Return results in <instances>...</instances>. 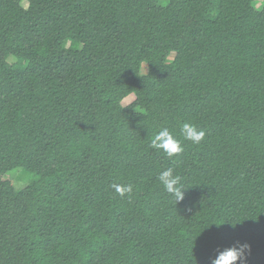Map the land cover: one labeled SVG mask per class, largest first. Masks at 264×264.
Returning a JSON list of instances; mask_svg holds the SVG:
<instances>
[{
  "label": "trees",
  "instance_id": "obj_1",
  "mask_svg": "<svg viewBox=\"0 0 264 264\" xmlns=\"http://www.w3.org/2000/svg\"><path fill=\"white\" fill-rule=\"evenodd\" d=\"M158 2L0 0V264H211L237 242L264 264V3ZM17 168L39 180L16 190Z\"/></svg>",
  "mask_w": 264,
  "mask_h": 264
},
{
  "label": "clouds",
  "instance_id": "obj_2",
  "mask_svg": "<svg viewBox=\"0 0 264 264\" xmlns=\"http://www.w3.org/2000/svg\"><path fill=\"white\" fill-rule=\"evenodd\" d=\"M180 133L183 141H190L195 145H200L206 136V132L192 122H183L180 127ZM182 140L178 139L169 128L164 127L151 138L150 147L162 152L168 159L173 160L178 158L184 151ZM156 179L176 204L184 200L188 187L182 183V177L176 173L174 167H168L160 171ZM111 187L121 197L130 195L133 192L131 184H112ZM227 222H230L232 227H236L238 224V222L234 224L231 220ZM250 253V244L237 242L230 247L218 249L216 256L211 260V264H246Z\"/></svg>",
  "mask_w": 264,
  "mask_h": 264
},
{
  "label": "rangeland",
  "instance_id": "obj_3",
  "mask_svg": "<svg viewBox=\"0 0 264 264\" xmlns=\"http://www.w3.org/2000/svg\"><path fill=\"white\" fill-rule=\"evenodd\" d=\"M170 3V0H159L158 4L161 7H165ZM264 3V0H256V7L258 9H261L262 5ZM24 7H28V3L24 2L23 3ZM219 12V0H213V4L211 7V10L209 12V17L210 18H215L218 15ZM174 56V54L172 55ZM9 62L10 63H15L17 62V58L11 56L9 58ZM144 68L147 67V64L145 63ZM135 95H130L127 96L126 98H124L122 100V106L126 107L128 105H130L134 100H135ZM6 180H11L15 189L16 190H23L25 187H27L28 185L35 183L36 181L39 180V176L37 174L31 173L25 169L22 168H17L14 169L12 171H10L6 176H5Z\"/></svg>",
  "mask_w": 264,
  "mask_h": 264
}]
</instances>
